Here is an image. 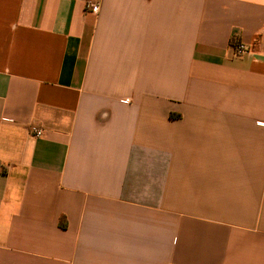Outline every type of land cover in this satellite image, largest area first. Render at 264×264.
<instances>
[{"label": "crops", "instance_id": "1", "mask_svg": "<svg viewBox=\"0 0 264 264\" xmlns=\"http://www.w3.org/2000/svg\"><path fill=\"white\" fill-rule=\"evenodd\" d=\"M0 264H264V0H0Z\"/></svg>", "mask_w": 264, "mask_h": 264}, {"label": "built area", "instance_id": "2", "mask_svg": "<svg viewBox=\"0 0 264 264\" xmlns=\"http://www.w3.org/2000/svg\"><path fill=\"white\" fill-rule=\"evenodd\" d=\"M85 10L87 12L97 14L99 11V3L93 2V1H88L87 3H85ZM231 47L233 49L234 56L237 58H239V57H241L244 54H247L249 52L248 48L245 45L241 44L237 37H234L231 40ZM29 132H30L31 136L35 137V138H39V137L43 136V131L38 129L37 127H34V126L30 127Z\"/></svg>", "mask_w": 264, "mask_h": 264}]
</instances>
